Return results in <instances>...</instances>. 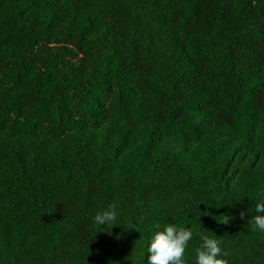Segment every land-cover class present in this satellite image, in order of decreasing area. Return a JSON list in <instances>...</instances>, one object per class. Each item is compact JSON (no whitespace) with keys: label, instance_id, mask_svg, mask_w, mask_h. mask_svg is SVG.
I'll return each mask as SVG.
<instances>
[{"label":"trees","instance_id":"16d2710c","mask_svg":"<svg viewBox=\"0 0 264 264\" xmlns=\"http://www.w3.org/2000/svg\"><path fill=\"white\" fill-rule=\"evenodd\" d=\"M261 199L264 0H0V264H264Z\"/></svg>","mask_w":264,"mask_h":264},{"label":"clouds","instance_id":"9594fccd","mask_svg":"<svg viewBox=\"0 0 264 264\" xmlns=\"http://www.w3.org/2000/svg\"><path fill=\"white\" fill-rule=\"evenodd\" d=\"M256 215L253 217L254 230L264 232V199L255 203ZM118 212L115 205L109 206L103 212L97 213L94 223L101 227H111L117 220ZM222 222L227 223V220ZM198 237L201 242L195 249V264H228V253L223 248V241L205 231H193L192 227L178 226L175 223H167L150 235L147 247V264H188L186 251L189 242Z\"/></svg>","mask_w":264,"mask_h":264}]
</instances>
